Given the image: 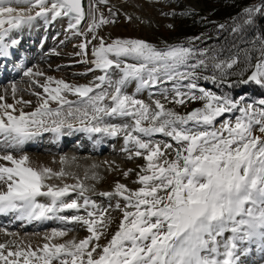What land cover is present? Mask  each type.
Masks as SVG:
<instances>
[{"label":"snow or ice","instance_id":"snow-or-ice-1","mask_svg":"<svg viewBox=\"0 0 264 264\" xmlns=\"http://www.w3.org/2000/svg\"><path fill=\"white\" fill-rule=\"evenodd\" d=\"M106 3L89 0L86 10L83 0H0V57H7L8 49L18 43H4L10 30L40 17L46 22L64 17L68 30L83 37L75 46L79 48L75 53L81 57L79 62L94 66L88 72L101 73L85 85L51 76L43 83L34 79L43 92L33 93L38 104L29 113L13 104L0 103V214L15 213L18 220L29 223L57 219L80 224L89 233L80 240L57 243V238L65 237L68 230L53 229L43 237V245L35 249L24 245L4 251L6 245L0 244V262L242 264V257L252 250L249 246L264 253V99L257 107L244 104L243 98L234 100L198 87L196 70L208 67L206 49L197 51L183 44L157 48L139 39L118 38L106 43L97 34L103 25L115 23L100 12L98 5ZM243 13L244 25H252L257 14L264 18V0ZM240 27L235 25L232 31ZM260 43V56L251 65L254 70L239 80L241 84L264 88V40ZM210 59L221 76L238 63V57L218 62L216 56ZM24 75L35 78L44 73L28 69ZM203 79L215 81L217 77ZM132 82L137 93L159 88L165 100L172 93L171 103L184 105L199 100L203 106L182 115L166 108L160 100H155L154 106L146 104L125 91ZM167 82L172 83L171 89L160 88ZM16 92L12 84L14 99ZM69 94L77 99L69 100ZM4 99L0 95V101ZM52 103L57 106L52 107ZM233 111L240 113L234 122L224 120L219 128L214 127L218 118ZM106 117L130 118L131 123H107ZM65 129L68 134L123 135L124 150L131 153L128 158L142 157L146 162L134 181L140 185L138 188L129 189L117 182L113 191L98 193L123 201V206L119 200L115 204L121 218L106 244L99 241L111 226L112 205H97L86 194L89 188L78 178L75 184L52 183L68 173L33 166L27 155L15 156L11 151L20 150L42 133H53L58 139L66 134ZM155 134L171 138L176 146L154 142L151 137ZM131 171L124 172L125 178ZM72 193L77 198L67 201ZM40 198H47V202H40ZM65 210H83L85 215H58ZM226 233L230 235L226 237Z\"/></svg>","mask_w":264,"mask_h":264},{"label":"rangeland","instance_id":"rangeland-1","mask_svg":"<svg viewBox=\"0 0 264 264\" xmlns=\"http://www.w3.org/2000/svg\"><path fill=\"white\" fill-rule=\"evenodd\" d=\"M86 1L88 5L89 0ZM217 2L218 0H107L106 4H100L98 7L105 17L114 19L115 23L103 25L98 29L97 34L102 37L106 43L120 38L143 40L155 45L157 48H164L167 45H178L174 33L177 31L180 24L186 22V12L195 10L208 14ZM109 9H111V13ZM112 13L115 15L113 16ZM39 20V24L37 25L38 31L35 33L36 35L31 34L30 36H26L30 38L29 40L25 37V48L21 47L19 51L17 50L18 54L15 56L16 58L14 57L11 60V65L5 71L3 58L0 57V95L5 97L4 101H0V103H12L8 96L14 99L11 93V85L15 84L17 87L14 99L15 103L17 100L31 102L27 105L16 104V108H22L24 112H28L29 110L32 111V109L37 106L38 97L33 93L43 92L42 88L33 83L34 79L43 83L46 77L51 76L56 79H63L70 84L85 85L93 81L95 76L101 74L99 71L88 72L87 70L94 66L79 62L81 57L75 55V53L79 51V48L75 46L83 40V37L76 36L68 30L67 18L61 17L55 21L49 20L46 22L45 19L41 17ZM170 25L171 27H169ZM10 41H12V37ZM92 43L96 44L98 41H93ZM90 49L91 45L89 46V58H91ZM26 58H28L27 62ZM128 62L132 63L133 61L128 60ZM28 69H32L34 72H42L44 76L35 78L25 76L24 72ZM115 78L116 75H113V79ZM184 83L186 84L187 82L184 81ZM163 87L171 89L172 83L167 82L160 86V88ZM6 89L8 90L7 92L5 91ZM125 91L130 95H135L137 99L152 106H154L153 102L155 100H160L161 103L165 104L166 108H170L182 115L203 106V101L199 100L194 102L188 101L184 105L171 103L172 93L169 92V99L165 100L164 97L160 95L159 88L145 89L137 93L135 82L130 83L125 88ZM197 94L199 93L197 92ZM241 98H243L244 104L252 103L257 107L260 106L259 101L264 99L253 96V94H247ZM68 99L75 101L77 97L69 94ZM239 115L240 113L238 111L225 113L215 121L214 127L219 128L224 120H232L234 122L235 118ZM105 121L114 124L131 123L130 118L106 117ZM65 131L66 133L68 132L67 129H65ZM256 134L259 135L258 132ZM93 136L91 140H88L82 132L76 133L73 137L67 135L65 145L52 153L45 149L56 142L52 141L50 133L46 132L38 137L39 140L37 145H39V147L26 146L20 149V151H15L17 153H13V155L16 156L27 153L29 157L34 160L56 157H58V159L63 158L64 161L59 170L63 169L68 175L62 180H53L51 181L52 183L75 184L78 178L89 188V192L86 194L89 195L97 205L101 208H109V205H112V208H109L111 226L108 228L107 234L99 241V243L103 245L108 242L111 235L117 230L121 213L115 210V204L119 200L118 197L113 196L109 199L108 197L98 195V193L113 191L114 185L117 182L125 184L129 189L138 188L140 185L134 183V181L137 180V173L140 172L141 167L144 166L146 162L142 157L133 156L131 159L128 158L131 153L130 151L124 150L125 143L123 135L109 137L103 134H95ZM145 139L148 138L145 137ZM151 139L154 142H168L172 143L174 147L176 146L171 138L165 137L162 134H155ZM96 145H103V148L94 153L90 152L89 149H94ZM128 147L132 149L133 146L129 145ZM46 167L55 170L50 165L46 164ZM129 169L132 171L129 173L128 177L125 178L124 172ZM93 176H95L96 179H93ZM75 198H77L76 193H72L66 200L70 201ZM46 199L47 198H43L42 200L40 198V202L46 203ZM119 202L121 206H123V201L119 200ZM58 215L71 217L73 215H85V213L83 210L79 212L76 210H65L62 213H58ZM12 216V213H8L3 218H0V244L6 245L4 251H13L21 247L22 245L17 244V241L20 239L29 240V238H41L45 236V234L51 233L53 229L68 230V234L65 237L59 238L63 241L76 239L74 237L79 235H89L87 230L80 224L65 223L57 219H52L42 221L41 224L33 221L28 225L26 221L18 220ZM228 235H230V233L225 234L226 237ZM252 250L254 251L256 248L254 247ZM256 253L257 256L263 254L259 250H257ZM251 258L253 259L248 258L250 261H247V258H245L242 264H245L246 261V264L264 263V256L256 258L253 254ZM0 264H2V262H0Z\"/></svg>","mask_w":264,"mask_h":264},{"label":"trees","instance_id":"trees-1","mask_svg":"<svg viewBox=\"0 0 264 264\" xmlns=\"http://www.w3.org/2000/svg\"><path fill=\"white\" fill-rule=\"evenodd\" d=\"M260 0H218L208 14L190 10L187 11L186 22L178 26L174 33L176 43L190 46L195 50H207V68L196 70L198 87L219 95H227L239 99L247 94L264 98V89L254 83L247 85L239 83L241 78L246 79L254 70L256 59L260 56L261 40H264V18L259 14L254 18L252 25H244L243 10ZM224 25V28H220ZM235 25H241L238 31L233 32ZM199 37V39H194ZM216 61H226L230 57H238V63L232 69H226L225 75L212 67ZM197 59L200 57H196ZM194 62L190 61V63ZM183 70V69H182ZM215 75V81L205 80L203 77ZM187 82V81H186Z\"/></svg>","mask_w":264,"mask_h":264},{"label":"bare ground","instance_id":"bare-ground-1","mask_svg":"<svg viewBox=\"0 0 264 264\" xmlns=\"http://www.w3.org/2000/svg\"><path fill=\"white\" fill-rule=\"evenodd\" d=\"M39 19H41V17L40 18H37L36 20H34L33 22H31L30 24H24L20 28L10 30V32L8 33V35L5 37L4 43H6V44H11V42H12V41H10L11 40V37H12V40H17L18 43L15 46H12V47H10L8 49L9 55L7 57H1V58H3V65L5 66L4 71L6 69H8V67L11 65V60L18 54L19 49L21 47L22 48H25V46H26V41H25L26 39H25V37L26 36H30L31 34L33 35V34H35L38 31L37 25L39 24V21H40ZM28 30H29V33H28ZM31 38H33V37H31ZM27 39L29 40L30 38H27ZM27 61H28V58H26V62ZM7 74H6V76H7ZM1 78H2V76H1ZM4 78H5V74H4ZM8 97H10V100L12 101V103H10V104H13V105H15V107H17V105H16L17 103H15L14 99H11L12 98L11 96H8ZM51 106L54 107V106H56V104L55 103H52ZM18 107H19V105H18ZM17 109H19V108H17ZM34 110H35V108L32 109V111H34ZM25 111H26V109H25ZM32 111L29 110L26 113H29V112H32ZM15 114H18V112L15 113ZM48 133H50V132H48ZM65 133H66V131H65ZM76 133H78V132H72L71 134H68V132H67L65 135L59 137L58 139L55 137V135L53 133H50V138L52 139V141H55L56 143L53 142L54 144L51 145L50 147L46 148L45 150H47L49 152H52V153L56 152L63 145H65V141L67 140L66 139V136L67 135L73 137V136H75ZM82 134H84L86 136V138H88V140H91L92 137H94L93 135H95V134L89 135V134L83 133V132H82ZM38 137L39 136L34 137L31 141L26 142L22 146V148H25L26 146L27 147H33V146L39 147V145H37L38 144V140H39ZM68 141H69V139H68ZM102 146L96 145L94 149H89V150H90V152L94 153V152L100 150L101 148H103ZM80 150H84V149H80ZM15 151H18V150H12L13 153H17ZM21 155H27L29 157V155L27 153H24V154H21ZM16 156H20V155H16ZM30 161H31V163H32L33 166H45L46 167V164L47 165H50L51 167H53L55 169V171H58L62 167V163H63L62 162V158L58 159V157L51 158V159L44 158L43 160H41V159L40 160H34L33 158H30ZM63 161H64V159H63ZM41 199L43 200V198H41ZM12 215H13L12 216L13 218L14 217L16 218V214L15 213H12ZM4 216H6V214H0V218H3ZM7 216H9V215H7ZM35 222H37L38 224H41L42 223V221H35ZM26 224L30 225V223L27 222V221H26ZM0 237H1V234H0ZM43 237H41V238L36 237V238H33V239L29 238V240H27V239L21 240L20 239V240L17 241V244L18 245H22V246H24V245H31L32 248L35 249L37 246L43 245V243L45 242L44 239H43ZM85 237H86V235H79L77 237L75 236L74 238H76V240H80V239H83ZM55 242H57V243H63L65 241L57 238V240ZM249 247H251V249L254 248V246H249ZM256 252H257V249L254 250V251L251 250L249 252V254H248L250 256L247 255L245 257H242L243 258L242 261H244L245 258H247V261H250V260H248V258L253 259V258H251L253 254L256 256V258H261V257L264 256V253H263V254H260L259 255L260 257H259V256H257V253ZM247 261L245 262V264L247 263Z\"/></svg>","mask_w":264,"mask_h":264},{"label":"water","instance_id":"water-1","mask_svg":"<svg viewBox=\"0 0 264 264\" xmlns=\"http://www.w3.org/2000/svg\"><path fill=\"white\" fill-rule=\"evenodd\" d=\"M83 3H84V5H85V8H86V10H87V1L86 0H83ZM83 26V24L81 25V27Z\"/></svg>","mask_w":264,"mask_h":264}]
</instances>
